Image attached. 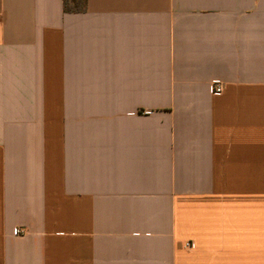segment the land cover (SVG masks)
Returning <instances> with one entry per match:
<instances>
[{
	"label": "crops",
	"instance_id": "1",
	"mask_svg": "<svg viewBox=\"0 0 264 264\" xmlns=\"http://www.w3.org/2000/svg\"><path fill=\"white\" fill-rule=\"evenodd\" d=\"M0 264H264V0H0Z\"/></svg>",
	"mask_w": 264,
	"mask_h": 264
},
{
	"label": "built area",
	"instance_id": "2",
	"mask_svg": "<svg viewBox=\"0 0 264 264\" xmlns=\"http://www.w3.org/2000/svg\"><path fill=\"white\" fill-rule=\"evenodd\" d=\"M223 89H224V86L222 85L221 82L219 81H215L211 84L210 86V92L213 94V95H219L223 92ZM14 235L16 237H21V236H24L25 235V230L23 228H15L14 230ZM187 247L191 248L192 245L190 243H187L186 244Z\"/></svg>",
	"mask_w": 264,
	"mask_h": 264
},
{
	"label": "trees",
	"instance_id": "3",
	"mask_svg": "<svg viewBox=\"0 0 264 264\" xmlns=\"http://www.w3.org/2000/svg\"><path fill=\"white\" fill-rule=\"evenodd\" d=\"M86 7V0H64L66 12L83 11Z\"/></svg>",
	"mask_w": 264,
	"mask_h": 264
}]
</instances>
